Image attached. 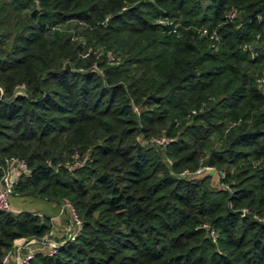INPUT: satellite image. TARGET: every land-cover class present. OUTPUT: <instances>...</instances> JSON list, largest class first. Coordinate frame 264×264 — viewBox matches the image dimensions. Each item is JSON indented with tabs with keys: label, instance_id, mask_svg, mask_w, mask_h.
Returning a JSON list of instances; mask_svg holds the SVG:
<instances>
[{
	"label": "trees",
	"instance_id": "trees-1",
	"mask_svg": "<svg viewBox=\"0 0 264 264\" xmlns=\"http://www.w3.org/2000/svg\"><path fill=\"white\" fill-rule=\"evenodd\" d=\"M37 1L0 0V177L82 223L27 264H264V0ZM51 228L0 209V259Z\"/></svg>",
	"mask_w": 264,
	"mask_h": 264
},
{
	"label": "built area",
	"instance_id": "built-area-1",
	"mask_svg": "<svg viewBox=\"0 0 264 264\" xmlns=\"http://www.w3.org/2000/svg\"><path fill=\"white\" fill-rule=\"evenodd\" d=\"M36 3H38L37 0H35ZM237 13V10L235 8H232L231 11L228 14V18L232 19L235 17ZM205 32V29L203 30ZM260 38V33L256 35V39ZM244 48L250 49L251 56L255 54L250 44H244ZM108 60L110 63L114 62V57L111 53H108ZM257 84L260 86H264V71L256 78ZM137 110V107H135ZM152 141L155 143H158L160 145H164L168 138L165 135H162L160 137H153ZM87 160V155L80 156L78 153L72 154L71 158L66 160L64 162V165L67 169H71L76 166L82 165ZM8 167H4L3 174L0 177V209L6 210V211H12L11 203H10V196L13 192L14 183L17 179V177L20 174H28L29 173V167L26 164V162L22 158L17 157H9L5 159ZM10 166L14 169V172L10 170ZM201 168H215L213 166L208 165H202L199 168H197L195 171L191 172L187 169H185L182 173L186 175H191L194 172L200 171ZM220 176H223V173H219ZM60 211L62 213L66 212L70 215L72 218L75 229L71 232L68 239H74L76 234L81 228V219L77 215L76 211L74 210L72 203L68 198H63L60 202ZM246 212V208L242 209V213ZM258 219L264 220V216L258 217ZM52 229L44 233L41 237H30L26 242L20 244L21 247L24 249L22 253H19L16 255V261L18 264H27L30 259L33 258L34 254L38 250L44 251L46 254H53L56 251V247L59 243H56L52 240ZM12 246L9 250H7L0 259V264H10V258L12 253Z\"/></svg>",
	"mask_w": 264,
	"mask_h": 264
},
{
	"label": "crops",
	"instance_id": "crops-1",
	"mask_svg": "<svg viewBox=\"0 0 264 264\" xmlns=\"http://www.w3.org/2000/svg\"><path fill=\"white\" fill-rule=\"evenodd\" d=\"M4 167H8L7 163L4 165ZM10 170L14 172V169L12 168V166H10ZM37 200L38 201H36L37 203L36 207L28 206V204L30 203L29 197H26L24 199L22 198L16 199L14 197L13 200L11 197L10 203H11V207L13 210L27 209L37 214L48 216L51 222V225H52L51 237L52 239L53 237L59 238L64 233L63 228H64V222H65L64 213L60 212V205H58V202L55 200L46 199V198L44 199L43 197H38ZM28 239L29 238L20 237L13 241L12 249H11L12 253H11V258H10V264H18L16 261V255L19 253H22V251L24 250L20 244L26 242ZM61 241L62 239L59 240V242Z\"/></svg>",
	"mask_w": 264,
	"mask_h": 264
},
{
	"label": "rangeland",
	"instance_id": "rangeland-1",
	"mask_svg": "<svg viewBox=\"0 0 264 264\" xmlns=\"http://www.w3.org/2000/svg\"><path fill=\"white\" fill-rule=\"evenodd\" d=\"M17 14L13 13L11 15V17H16ZM262 43V42H261ZM261 45V44H260ZM262 90L264 91V86L261 87ZM220 171H218L217 168H201L200 171L198 172H194L191 174V176H202V175H207L208 176V181H209V184L214 186V187H223L222 185V182H220ZM224 187H227L226 185H224ZM12 200L14 199V197L17 199L19 198H26V197H29V204L28 206L29 207H33L37 205L36 201L37 200V196H33V195H30V194H19V193H15L13 192L12 195ZM10 197V199H11ZM34 198V199H33ZM45 199V198H44ZM47 199V198H46ZM33 203V204H32ZM58 205H60V202H58ZM61 212V211H60ZM62 213V212H61ZM64 217H65V222H64V230H63V235L60 236L59 238H55L53 237V241L56 242V243H59V240L62 239V241H65L68 239V237L70 236L71 232L74 231L75 229V225H74V222L72 220V218L70 217V215L66 212H64ZM59 239V240H58ZM61 241V242H62Z\"/></svg>",
	"mask_w": 264,
	"mask_h": 264
}]
</instances>
